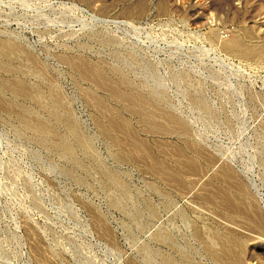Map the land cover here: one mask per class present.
<instances>
[{
    "label": "rangeland",
    "instance_id": "374dc122",
    "mask_svg": "<svg viewBox=\"0 0 264 264\" xmlns=\"http://www.w3.org/2000/svg\"><path fill=\"white\" fill-rule=\"evenodd\" d=\"M0 264H264V0H0Z\"/></svg>",
    "mask_w": 264,
    "mask_h": 264
},
{
    "label": "bare ground",
    "instance_id": "6f19581e",
    "mask_svg": "<svg viewBox=\"0 0 264 264\" xmlns=\"http://www.w3.org/2000/svg\"><path fill=\"white\" fill-rule=\"evenodd\" d=\"M234 8H235V7H234ZM236 11H237V10H236ZM233 42H234V41H233ZM233 42H232V44H233ZM241 43H242V42H241ZM234 45H235V43H234ZM231 46H232V45H231ZM236 46H237V45H236ZM244 46H245V45H244ZM251 47H252V46H251ZM251 47H250V48H251ZM244 49H245V48H244ZM240 50H241V49H240ZM252 53L254 54V51H253V52H250V54H252ZM262 54H263V52H262ZM255 55H256V54H255ZM246 56H247V55H246ZM247 58H248V57H247ZM260 224H261V223H260Z\"/></svg>",
    "mask_w": 264,
    "mask_h": 264
}]
</instances>
